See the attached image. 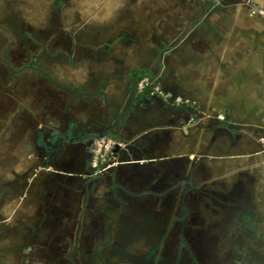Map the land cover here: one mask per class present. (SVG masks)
<instances>
[{
    "label": "crops",
    "instance_id": "0c3cea01",
    "mask_svg": "<svg viewBox=\"0 0 264 264\" xmlns=\"http://www.w3.org/2000/svg\"><path fill=\"white\" fill-rule=\"evenodd\" d=\"M0 264H264V0H0Z\"/></svg>",
    "mask_w": 264,
    "mask_h": 264
},
{
    "label": "built area",
    "instance_id": "2783aa9c",
    "mask_svg": "<svg viewBox=\"0 0 264 264\" xmlns=\"http://www.w3.org/2000/svg\"><path fill=\"white\" fill-rule=\"evenodd\" d=\"M153 82L148 76H141L136 82V91L141 92L145 86H151ZM124 147V143L112 138H99L95 141L91 154L90 164L95 174H102L114 167L117 162L112 154L115 150Z\"/></svg>",
    "mask_w": 264,
    "mask_h": 264
},
{
    "label": "trees",
    "instance_id": "16d2710c",
    "mask_svg": "<svg viewBox=\"0 0 264 264\" xmlns=\"http://www.w3.org/2000/svg\"><path fill=\"white\" fill-rule=\"evenodd\" d=\"M150 79V78H149ZM151 80V79H150ZM152 81V80H151ZM153 89H154V86H153V84L151 85V86H145L142 90H141V92H137V93H140V94H152L153 93Z\"/></svg>",
    "mask_w": 264,
    "mask_h": 264
}]
</instances>
